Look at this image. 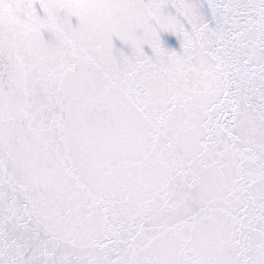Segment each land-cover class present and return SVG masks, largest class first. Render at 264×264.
I'll return each mask as SVG.
<instances>
[{
  "label": "snow or ice",
  "instance_id": "obj_1",
  "mask_svg": "<svg viewBox=\"0 0 264 264\" xmlns=\"http://www.w3.org/2000/svg\"><path fill=\"white\" fill-rule=\"evenodd\" d=\"M0 264H264V0H0Z\"/></svg>",
  "mask_w": 264,
  "mask_h": 264
}]
</instances>
